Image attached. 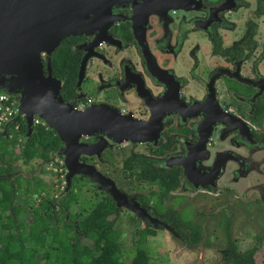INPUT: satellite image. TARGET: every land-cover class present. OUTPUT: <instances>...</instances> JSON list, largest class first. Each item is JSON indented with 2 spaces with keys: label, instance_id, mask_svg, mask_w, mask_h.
Returning a JSON list of instances; mask_svg holds the SVG:
<instances>
[{
  "label": "flooded vegetation",
  "instance_id": "flooded-vegetation-1",
  "mask_svg": "<svg viewBox=\"0 0 264 264\" xmlns=\"http://www.w3.org/2000/svg\"><path fill=\"white\" fill-rule=\"evenodd\" d=\"M2 3L0 21H37L34 29L40 27L43 9L54 10L52 21L58 20V9L67 11L62 12L66 21H74V12L87 15L91 32L67 36L54 52L42 54L44 75L51 68L69 104L105 106L146 123L144 141L117 143L105 130L84 137L99 148L80 162L94 166L152 220L120 206L100 182L74 176L100 193L98 202H114L119 217L127 212L142 222L139 234L166 231L190 250L199 248L187 247L177 231H189L184 226L189 223L198 225L202 236L190 209L198 216H224L218 223L229 226L243 252L230 225L241 202L258 208L250 223L261 230L254 236L264 237V0ZM58 63L59 76L54 73Z\"/></svg>",
  "mask_w": 264,
  "mask_h": 264
},
{
  "label": "trees",
  "instance_id": "trees-1",
  "mask_svg": "<svg viewBox=\"0 0 264 264\" xmlns=\"http://www.w3.org/2000/svg\"><path fill=\"white\" fill-rule=\"evenodd\" d=\"M65 49L62 45L59 51ZM59 72L62 73L61 63L54 71L58 76ZM6 131V135L0 134V264H123L125 243L117 227L120 217L114 202L91 204L89 210L80 211L71 219L70 211L79 203L83 190L82 178H72L71 185L66 184L58 198L53 199L44 179L37 176L22 179L14 170L19 160L25 165L39 161L40 167L53 163L63 147L57 133L39 125L34 126L29 135L27 123L21 116L15 118ZM17 148L19 153H16ZM42 193V200L37 204L36 195ZM20 194L25 196L24 200L17 202ZM29 215H35V219L27 222ZM184 226H188L189 231L178 228L179 237L187 247L200 248L199 226L189 223ZM224 228L228 239L221 251L223 260L231 264H258L257 249L239 252L231 239L229 226ZM155 235V231L140 232L132 264H163L153 262L148 249V237ZM84 239L91 244L84 243Z\"/></svg>",
  "mask_w": 264,
  "mask_h": 264
},
{
  "label": "water",
  "instance_id": "water-1",
  "mask_svg": "<svg viewBox=\"0 0 264 264\" xmlns=\"http://www.w3.org/2000/svg\"><path fill=\"white\" fill-rule=\"evenodd\" d=\"M2 2L0 0V8ZM53 11L43 9L40 27L36 29L34 26H37V21H22L24 24L30 23L29 26L16 20L0 21V92L6 89L14 95L15 101L19 103V111L25 116L29 135L34 131L35 118L57 133L64 144L57 155L64 157L68 187L74 176H89L104 185L120 206L126 205L136 211L139 217L150 219L144 210L129 204L115 185L94 166L80 162L81 156L94 155L99 148V143L88 145L83 142L84 137L105 130L109 138L117 143L125 140L144 141L147 138L146 123H137L105 106H90L80 110L76 107L77 101L69 104L63 100L60 94L62 83L52 76L50 67L49 75H44L42 54L54 52L67 36L84 34L90 29L91 32L94 25L92 21L85 20L87 15L76 12L74 21H66L62 12L67 11L60 9L58 20L52 21ZM80 17L84 18L77 21ZM99 44V41L95 42V46ZM85 62L81 68V79ZM6 133L5 130L3 134Z\"/></svg>",
  "mask_w": 264,
  "mask_h": 264
},
{
  "label": "rangeland",
  "instance_id": "rangeland-1",
  "mask_svg": "<svg viewBox=\"0 0 264 264\" xmlns=\"http://www.w3.org/2000/svg\"><path fill=\"white\" fill-rule=\"evenodd\" d=\"M264 33V28H263ZM40 121L39 118H35L34 121ZM44 123V122H43ZM19 148V147H18ZM16 149V153H19V149ZM14 161H16L14 159ZM39 161H33L30 165H25L21 160L15 162L14 170L17 175L22 179H31L33 176L41 177L44 179L48 185V192L51 198L57 199L59 194L63 191L66 186V181L64 176H60L59 173H55L54 170H47L50 166L40 167ZM57 165L53 166L55 168ZM60 168L59 166L57 167ZM84 183V182H83ZM257 196L256 193H253ZM44 194L36 195V203H40ZM23 195H19L17 202H22L24 200ZM101 200V195L92 186H89L87 182L83 184V190L80 195L79 203L74 205L70 211V218L73 219L76 213L80 211H86L91 204H97ZM241 202L237 203L236 209L239 208L237 216L231 222L232 236L237 239L238 247L240 251L251 248L255 244L260 245L259 250L256 254V260L258 264H264L262 258H264V237L262 234L254 236L261 230L255 229L252 223H250L251 216H253L254 211L258 208L250 207L247 209L248 205L242 207ZM253 205V203H251ZM195 209V208H193ZM189 215L194 219L195 223L201 224L202 226V241L200 248L198 250L185 249L175 242L172 234L166 231H159L155 236L148 237V249L150 251L151 259L153 262H159L163 264H227L222 256L221 251L227 245L226 232L223 226H220L218 221L224 220L222 218H209L204 216H198L199 213L190 209ZM236 213V212H235ZM30 216V215H29ZM30 218V219H29ZM27 222L34 220L35 215H31ZM25 219V216H22ZM249 222V223H248ZM255 222L260 226L261 218L259 215L255 217ZM248 223V224H247ZM117 227L122 232V239L125 243V257L123 264H132V260L136 251V244L139 238L138 231L142 227V222L132 218L130 213L124 212L121 215ZM261 237L257 242V237ZM84 243L91 244V241L84 239ZM257 242V243H256Z\"/></svg>",
  "mask_w": 264,
  "mask_h": 264
},
{
  "label": "built area",
  "instance_id": "built-area-1",
  "mask_svg": "<svg viewBox=\"0 0 264 264\" xmlns=\"http://www.w3.org/2000/svg\"><path fill=\"white\" fill-rule=\"evenodd\" d=\"M14 96V95H13ZM87 103H79L76 107L80 110H83L87 107ZM21 116L25 119V116L19 111V103L15 101V97H12L9 93L5 91L0 92V134L4 133L7 129L8 125L13 122V120L17 117ZM26 121V119H25ZM44 125L47 126L45 123L40 122L38 120L34 121V126ZM20 128L19 125L16 126V130ZM49 128V127H48ZM59 163V165L57 164ZM57 165L55 168L53 166ZM47 170H54L55 173H59L60 176L67 175L68 171L65 167L63 159L57 157L53 163L49 165ZM60 167L59 169L57 167ZM66 180V176H64Z\"/></svg>",
  "mask_w": 264,
  "mask_h": 264
}]
</instances>
